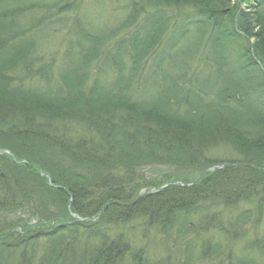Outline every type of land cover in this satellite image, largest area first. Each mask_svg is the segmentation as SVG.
<instances>
[{"label":"trees","instance_id":"trees-1","mask_svg":"<svg viewBox=\"0 0 264 264\" xmlns=\"http://www.w3.org/2000/svg\"><path fill=\"white\" fill-rule=\"evenodd\" d=\"M79 2L0 0V264H244L238 234L195 217L264 204V0L132 2L104 29L68 22Z\"/></svg>","mask_w":264,"mask_h":264},{"label":"rangeland","instance_id":"rangeland-1","mask_svg":"<svg viewBox=\"0 0 264 264\" xmlns=\"http://www.w3.org/2000/svg\"><path fill=\"white\" fill-rule=\"evenodd\" d=\"M41 1L49 3L50 0ZM144 1L145 0H80L78 11L70 15H65V17L70 23H73L76 18H79L80 20L83 19L88 24L86 21L87 19L91 21V25L96 24V26H99V24H101L104 29L106 26L105 22L108 24L109 22L110 24L113 23V25L118 24L119 22L117 19L124 17L125 9H128V6H130L132 2L134 4L141 5L144 3ZM101 12L103 17L97 20L96 15ZM143 19L144 18H142V20ZM101 20L104 22H101ZM70 23L68 25L72 26ZM56 37H58V39L55 41L54 39L51 40L46 52L48 56L56 60V64L59 65V62L64 60L63 55L69 47L68 43L62 44L61 41L66 38L67 42H69L70 38H67V32L65 30L62 34H58ZM40 45V49H43L47 46V43L46 41H44V43L40 42ZM63 68L65 67H62V69ZM54 74L56 76L55 80L58 83H61V78L59 77L57 67L54 68ZM221 154L222 155H220V159L223 160H229L231 157H233L232 153H230L228 149H225V152ZM144 175L151 181H164L168 180L169 178L194 179L192 172L186 170L179 171L158 166L146 169L144 171ZM213 213L218 215L217 218L219 219V222L226 226L227 229L230 230L231 228L234 233L238 234V236H236L237 240L233 241V258L242 260L244 264L256 263L257 259H260L261 261L262 256L260 255L259 251L251 249L249 244L256 240L264 239V204H260L259 201H252L250 203L241 201L239 205L228 208L227 210H224V207L220 206L218 209L214 208L212 211L209 209V212L200 214L198 217H195V221L203 216H209ZM34 224L35 222L31 223V225ZM143 235L147 236V243H143V241L140 240L141 234H139L138 242L143 245L146 244L152 255L165 257L168 256V253H171L174 255L175 259L179 260L178 256L180 255V246L179 243L176 242V238L174 236H162L154 231H144ZM196 237L197 235L194 236V239ZM262 263H264V261H262Z\"/></svg>","mask_w":264,"mask_h":264}]
</instances>
